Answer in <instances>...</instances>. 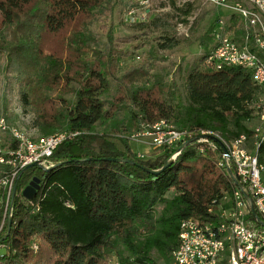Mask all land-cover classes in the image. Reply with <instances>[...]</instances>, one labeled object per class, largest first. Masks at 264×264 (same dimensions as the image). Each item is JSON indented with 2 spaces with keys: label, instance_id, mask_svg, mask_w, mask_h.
Instances as JSON below:
<instances>
[{
  "label": "trees",
  "instance_id": "16d2710c",
  "mask_svg": "<svg viewBox=\"0 0 264 264\" xmlns=\"http://www.w3.org/2000/svg\"><path fill=\"white\" fill-rule=\"evenodd\" d=\"M166 1L176 24L193 9ZM117 2L125 12L139 8L133 0H0V82L10 76V85H18L21 107L33 115L40 136L77 133L55 149L48 169L30 168L19 179L2 264H106L111 256L116 264H172L181 223L214 219L233 188L231 168L218 165L223 150L206 133L225 144L250 139L248 124L258 119L264 88L250 70L207 62L216 46H210L213 25L183 80L185 99L152 73L157 51L178 45L173 38L160 39L135 66L120 68L131 55L121 43L129 41L108 30L100 52L92 34L96 24L110 21ZM228 23L225 31L237 28L229 37L240 41L242 21L232 14ZM164 25L154 16L134 27ZM72 84L75 99L65 100ZM159 122L190 137L153 157L132 153L127 135ZM98 125L109 128L97 132ZM257 155L264 164V141ZM33 178L40 181L32 200L37 209L21 194Z\"/></svg>",
  "mask_w": 264,
  "mask_h": 264
},
{
  "label": "built area",
  "instance_id": "2783aa9c",
  "mask_svg": "<svg viewBox=\"0 0 264 264\" xmlns=\"http://www.w3.org/2000/svg\"><path fill=\"white\" fill-rule=\"evenodd\" d=\"M133 1L138 4V11L130 9L126 17L133 22H146L152 15L153 0ZM197 2L229 9L243 23L240 41L224 34L223 27L216 31V46L210 52L207 62L217 69L238 66L250 70L256 84L264 88V0H176L175 5L195 6ZM194 18L195 15L187 23L178 22L177 32L188 36ZM257 122L258 126L253 129L250 139L240 136L229 144L221 142L226 153L222 152L218 165L225 171L231 168L233 188L230 193L225 192L214 219L200 222L188 219L181 223L178 246L172 253V264H264V222L259 218V215L264 218V164L259 162L257 155L260 143L264 141V97L259 104ZM0 132L5 135L0 140L2 264L5 248L1 240L8 232L9 223L12 225L19 179L25 171L34 168L32 165L48 169V160L55 149L66 138H72L77 133L31 136L24 130L9 127L4 119H0ZM206 134L219 140L217 134ZM138 135L151 139V146L155 149L173 147L190 137L163 122L148 126ZM207 136L201 140L210 145V137ZM30 204L37 209V204H33L32 200ZM252 210L256 217L252 216Z\"/></svg>",
  "mask_w": 264,
  "mask_h": 264
},
{
  "label": "rangeland",
  "instance_id": "374dc122",
  "mask_svg": "<svg viewBox=\"0 0 264 264\" xmlns=\"http://www.w3.org/2000/svg\"><path fill=\"white\" fill-rule=\"evenodd\" d=\"M174 3L176 0H172ZM138 5V4H137ZM187 4L179 7L185 8ZM118 2L115 5V9L110 21H103L96 24L92 28L93 37L96 38V42H99L97 50L104 52L107 48V31L110 30L116 40L129 41L121 43L123 48L129 50L131 55L121 60L120 68L135 66L140 62L141 56H144L150 47L155 46L160 39L168 37L173 38L178 42V45L172 50L157 51V59L153 63L152 73L156 76L164 77V83L168 86H177V92L182 99H185V91L183 88V80L188 74L195 62L203 55V50L199 46L200 38L206 34L210 26H214L213 30H218L224 27L223 32L228 36L233 37L235 30L225 31L229 27V19L233 12L229 9L217 8L212 5L202 4L197 2L193 9L189 11L188 15L181 14L183 23H187L188 19H193L191 29L188 36L182 35L177 32L175 21V10L167 4V1L153 0L151 4L152 15L158 16L164 23V28L152 30H140L134 27L135 22L130 21L126 14L128 11H123ZM138 11V9L136 10ZM188 11V7L184 9ZM215 43V40L210 45L211 47ZM140 48H136L137 46ZM90 56H88L89 58ZM11 77H5L0 82V119H4L6 124L11 128H19L24 130L31 136H38V131L32 126L34 117L31 113H26L21 107L20 101L17 95L18 85H10ZM78 87L76 84H72L70 89H67L63 94L65 100H74L75 96L72 91ZM115 90V84L111 83V92ZM124 114V112H123ZM122 116V115H121ZM249 128L253 129L258 126L257 120L248 124ZM108 125H98L96 127L97 132H103L108 129ZM139 133H130L126 141L131 149V152L144 158L156 156L158 149L151 146V139L145 138ZM4 134L0 132V140L4 138ZM138 136V137H136ZM23 191V190H22ZM22 194V193H21ZM172 192L168 194L170 197ZM30 201V200H29ZM37 248V247H36ZM36 250V249H35ZM2 253V250H0ZM115 257H110L106 264H116ZM158 264H164L158 262Z\"/></svg>",
  "mask_w": 264,
  "mask_h": 264
},
{
  "label": "water",
  "instance_id": "95a60500",
  "mask_svg": "<svg viewBox=\"0 0 264 264\" xmlns=\"http://www.w3.org/2000/svg\"><path fill=\"white\" fill-rule=\"evenodd\" d=\"M214 141L221 147V149L223 150V152L224 153H226V149H225V147L223 146V144L219 141V140H217V139H214ZM174 158L175 157H173V158H171L166 164H165V166H164V168L163 169H165L172 161H174ZM116 161H119V160H116ZM126 162H129V161H126ZM31 167H35V165H32ZM162 169V170H163ZM162 170H160V171H158V172H151L152 174H154V175H157V174H159ZM39 185H40V181L38 180V179H36V178H33L30 182H29V184L23 189V191H22V196L25 198V199H27V200H33L35 197H36V195H37V192L39 191ZM246 197V196H245ZM252 216L253 217H256V214L253 212V210H252ZM10 227H11V224L9 223V228H8V231H9V229H10ZM6 237V236H5ZM5 238H3L2 240H1V242H3V240H4Z\"/></svg>",
  "mask_w": 264,
  "mask_h": 264
}]
</instances>
